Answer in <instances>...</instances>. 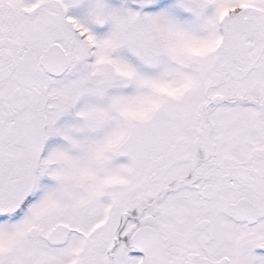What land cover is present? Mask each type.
<instances>
[{"label":"snow or ice","instance_id":"snow-or-ice-1","mask_svg":"<svg viewBox=\"0 0 264 264\" xmlns=\"http://www.w3.org/2000/svg\"><path fill=\"white\" fill-rule=\"evenodd\" d=\"M0 264H264V0H0Z\"/></svg>","mask_w":264,"mask_h":264}]
</instances>
